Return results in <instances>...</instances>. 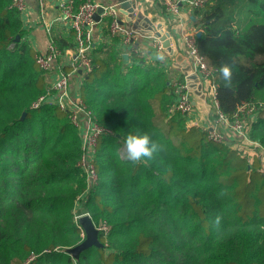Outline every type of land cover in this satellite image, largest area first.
<instances>
[{"label":"trees","instance_id":"16d2710c","mask_svg":"<svg viewBox=\"0 0 264 264\" xmlns=\"http://www.w3.org/2000/svg\"><path fill=\"white\" fill-rule=\"evenodd\" d=\"M10 4L0 0V170L13 174L12 180L2 176L0 185V264H24L30 256V264L45 257L52 264H264L258 156L251 163L236 160L232 144L208 140L201 126L169 113L175 94L162 67L150 76L139 62L123 65L118 52L93 60L80 93L113 134L98 148L94 164L102 178L87 193L76 165L79 140L66 112L48 104L30 108L45 92L47 74ZM194 14L196 46L219 109L231 115L240 104H252L246 133L264 147V0H205ZM224 63L232 68L230 87L219 71ZM137 132H149L166 150L139 164L116 161L117 141ZM107 149L111 160L102 152ZM18 156L17 165L1 167ZM78 194L87 196L109 231L76 260L57 247L81 240L83 228L72 218Z\"/></svg>","mask_w":264,"mask_h":264},{"label":"built area","instance_id":"2783aa9c","mask_svg":"<svg viewBox=\"0 0 264 264\" xmlns=\"http://www.w3.org/2000/svg\"><path fill=\"white\" fill-rule=\"evenodd\" d=\"M41 2V0H38ZM135 2V0H133ZM167 14L176 16L180 13L181 5L186 3L193 9L203 7L205 0H158ZM11 7L20 14L26 12L25 0H11ZM41 5V4H40ZM102 7L100 18L109 17V31L112 35H118L122 39V44L127 52H136L133 42L139 36L137 29L133 25H125L120 17V3H98L93 0H83L75 8L72 0H63L58 4L60 15L56 18L63 23H69L73 30L75 47L73 51L65 55L64 51L57 45L54 39L49 38L43 51L34 54V60L40 69L50 74L51 88L45 94L38 96L31 104L33 109L42 104L55 105L60 110L70 116L74 126L78 129L81 141L83 142V151L81 152L78 167L86 173L88 183L96 182L97 170L94 164V158L88 157L97 151V143L100 135L107 130L102 126L92 111L88 108L81 95L72 93V75L91 72L94 69V63L90 57L89 49L91 47L92 33L94 24L97 22L93 15L98 7ZM48 32L49 27L47 28ZM200 31L194 29L192 32L183 34L184 46L190 60V69L183 75V78L174 77L170 80L175 94L174 102L168 106V112H178L185 117L195 116V106L192 99L190 77L196 76L200 80H208L210 70L206 67L202 56L199 54L195 35ZM154 44L161 49V42L155 39ZM125 52L122 51V55ZM66 56L69 70H64L63 64L59 65L61 57ZM211 103L213 114L207 119L205 125L201 126L206 131L208 140L217 143H241L249 141L246 133L248 124L252 121L254 107L249 103L240 104L231 115L223 113L219 107L212 87ZM221 128L227 129L231 133V138L225 137ZM87 190L90 188L88 187ZM83 195V194H82ZM106 235L108 228L102 229ZM84 231V230H83ZM85 235V232L81 233Z\"/></svg>","mask_w":264,"mask_h":264},{"label":"crops","instance_id":"0c3cea01","mask_svg":"<svg viewBox=\"0 0 264 264\" xmlns=\"http://www.w3.org/2000/svg\"><path fill=\"white\" fill-rule=\"evenodd\" d=\"M61 1L63 0H41V2L38 0H25L26 12L20 14V18L24 29V38L33 47L35 53L45 49L49 38L54 39L57 45L64 51L65 55L73 51L75 47L73 30L69 23L65 24L56 19L60 15L58 4ZM81 1L83 0H72L74 8ZM93 1L102 4L120 3L119 0ZM134 3L139 16L136 14L130 21H127V13H123L120 9V17L125 25H133L137 29L139 36L133 42L136 52H127L122 44L121 37L110 33V18L102 17L93 27L91 47L89 49L92 61L97 58L107 61L115 52H118L123 65L126 66L133 62H139L142 70H149L148 74L150 76L154 75L155 68L162 67V70L166 72L167 76L173 74L175 77L183 78V75L190 69V60L184 46L183 34L198 29L195 25V9L184 3L181 5L180 13L173 16L165 12L158 0H135ZM144 18H147L154 27L152 28ZM48 27L49 32L47 30ZM165 31L170 34L169 40L172 52L164 47L158 49L154 44L155 39L159 40L156 32L161 33ZM58 39H64L71 46L68 44L65 47L62 45L61 40L59 41ZM122 51L125 52L124 55H122ZM159 57H163V59ZM135 58L136 61H134ZM61 59L64 70H69L66 56L61 57ZM168 82L170 84L169 78L166 83ZM189 82L195 106V115L197 104H199L201 107L206 108L205 110L203 109L206 114L205 119H210L213 114V106L211 103L212 87L209 85L208 80H200L196 76H191ZM208 92L211 93L208 94Z\"/></svg>","mask_w":264,"mask_h":264},{"label":"rangeland","instance_id":"374dc122","mask_svg":"<svg viewBox=\"0 0 264 264\" xmlns=\"http://www.w3.org/2000/svg\"><path fill=\"white\" fill-rule=\"evenodd\" d=\"M62 59L59 60V65L61 66L62 65ZM111 64L113 65L114 62L112 60ZM46 86H45V92H48L51 88V78H50V74L49 73H46ZM85 72L82 71L81 74H76L74 73L72 75V93L73 94H76V95H81L80 93V86L83 82V79H84V76H85ZM169 78V80H171L172 78H174L175 76L172 74L169 76H167ZM134 78V77H132ZM207 91V90H206ZM211 92H208V94H210ZM30 108H32V106L30 105ZM206 108L204 107H201L199 104H197V109H196V115L195 117H185L182 119V122L183 124H186V125H191V124H196V125H205L206 122H207V119H205V111L204 110ZM67 115V114H66ZM25 117V116H24ZM21 118V117H20ZM24 119V118H23ZM67 119L68 121L70 122V124L73 126L76 134H77V137H78V144H79V150H80V155H81V152H84L83 151V142L81 141V137H80V134H79V131L78 129L74 126V123L72 122L70 116L67 115ZM99 122V121H98ZM100 123V122H99ZM101 124V123H100ZM102 126H104L103 124H101ZM105 127V126H104ZM105 129L107 130L106 133H103L102 135H100V139H99V142L97 143V151H95V153L93 154H88V157H92V159L96 158V156L99 154V151H98V148L100 146V144H108L110 141L109 140H106L105 139V136H110L111 137V134H113V131L108 128V127H105ZM57 129H55L54 127H51V128H48L47 131L48 132H51V134L54 135V132L56 131ZM221 131L224 133L225 137H227L228 139L231 138V133L230 131H228L227 129H223L221 128ZM118 145L116 146L115 150H118V159H116V161H120L119 160V157H122V159H125V156H124V142L123 141H117ZM232 145V148H234V150L236 151V153H238V157H236V160L239 158V157H245L246 160H248L250 163L252 161V158L253 156H258L260 162H261V167L264 169V147L261 146L260 144H258L256 141H253L251 139H249V141H246V142H239V143H231ZM5 148L7 150L8 149V144L7 145H4ZM105 149V148H104ZM103 153H106V157L108 160H111V157L110 155L112 154V150H102ZM80 155H79V158H80ZM120 155V156H119ZM79 158H78V161H79ZM93 159V160H94ZM78 161L76 163L77 166L78 165ZM3 162H6L8 165L10 166H13V165H17V163L19 162V156L17 158H14V157H11L9 158L7 161L3 160L1 162V167H2V164ZM113 162V161H112ZM236 163H238V161H236ZM100 169H103L106 170L105 168L101 167ZM109 171V170H108ZM81 172L82 174L84 175V179H85V184H86V188H87V183H88V179H87V176H86V173L83 169H81ZM110 172V171H109ZM105 175V174H104ZM2 176H7L9 180H12L13 179V174H11L10 172L8 171H1L0 170V185L2 183ZM106 176V175H105ZM105 176L103 178H105ZM101 175H99L98 171H97V179H96V182L95 183H92V184H89L88 187H90L88 189V194L91 190V186L92 188H94L95 186H98L99 185V180L101 179ZM0 190H1V186H0ZM95 211H96V208L95 206L94 207H90L88 206L87 204V196L85 197V195H80L78 194L75 199H74V202H73V208H72V218H73V221L76 223H79V219L82 217V216H88L91 220V222L93 223L94 227L97 229L98 231V235L99 233L101 232H104L102 229L105 227V228H108V231H109V225L100 217H97V215L95 214ZM170 215L169 214V218L168 220L170 219ZM7 217V215H6ZM4 219V218H3ZM6 221H4V225H8L10 222L7 221L8 223L6 224L5 223ZM85 238V235H81V240L78 241L76 244H73V245H59L57 248L58 251H62L66 254H70L73 256V258H75L76 260L79 258V255H80V252L82 250H78L77 246L79 245L80 242L83 241V239ZM65 239V236L63 237V240ZM35 256H30L25 262L24 264H30V262L32 261V259L34 258ZM35 264H52V262H49L48 261V257H45L43 259L39 258L37 260V262Z\"/></svg>","mask_w":264,"mask_h":264},{"label":"clouds","instance_id":"9594fccd","mask_svg":"<svg viewBox=\"0 0 264 264\" xmlns=\"http://www.w3.org/2000/svg\"><path fill=\"white\" fill-rule=\"evenodd\" d=\"M163 59V57H159ZM225 87H230L232 82V68L224 63L219 69ZM165 145L152 138L149 132L130 133L124 139V156L133 164H139L142 161H151L155 156L165 151ZM217 218V222H218Z\"/></svg>","mask_w":264,"mask_h":264},{"label":"water","instance_id":"95a60500","mask_svg":"<svg viewBox=\"0 0 264 264\" xmlns=\"http://www.w3.org/2000/svg\"><path fill=\"white\" fill-rule=\"evenodd\" d=\"M120 1V9L123 13H127L126 20L130 21L132 17H134L136 14L138 15L136 11V5L132 0H119ZM102 12V7L99 6L97 11L94 13L93 17L96 21L100 19V13ZM139 16V15H138ZM145 21H147L150 25L151 22L144 18ZM135 21V20H134ZM153 28L154 26L151 25ZM169 32H156V36H158L159 40L161 41L162 47L166 48L170 52H172V48L170 46V40H169ZM197 36L200 35V31L196 33ZM18 39V36L16 37V40ZM25 112L22 113L21 119L24 118ZM79 223L82 226L84 232H85V238L82 242L79 243L77 246L78 250H84L91 246H100L101 243L98 239V231L94 227L93 223L91 222L90 218L88 216H82L79 219Z\"/></svg>","mask_w":264,"mask_h":264}]
</instances>
